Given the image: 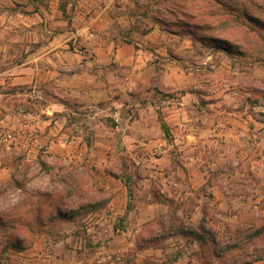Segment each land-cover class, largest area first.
I'll use <instances>...</instances> for the list:
<instances>
[{
	"label": "rangeland",
	"instance_id": "1",
	"mask_svg": "<svg viewBox=\"0 0 264 264\" xmlns=\"http://www.w3.org/2000/svg\"><path fill=\"white\" fill-rule=\"evenodd\" d=\"M142 1L144 6L137 11L161 15L162 23L169 28L175 21L173 8H191L197 33L210 40L216 36L220 44L229 47L226 53L232 59L233 69L227 83L223 82L225 94L221 96H225L232 111L240 109L242 103L237 94H243L236 88L234 66L241 68L248 81L242 91H264L259 87L262 83L251 82L255 74L264 81V70L253 65L255 60L264 63V0H193L190 6H173L176 0ZM13 8L10 0H0V29L8 23L14 25L9 16ZM12 27L4 28L12 32ZM42 29L46 30L38 31ZM25 42L11 43L0 55V110L4 112L0 111V134L13 132L18 144L9 148L0 139V166L7 173L0 177V219L7 224L0 225V264H39L42 251L48 252L45 256L51 259L50 264H79L83 255L86 264H264V134L257 131L254 119L247 114H232L222 125V136L214 131L216 126L221 127L219 116L206 122L186 116L184 122H191L194 129L209 124L212 131L209 128L207 132L193 134L191 128L183 136L186 142L181 147L171 138L163 144L164 148L127 150L119 137L114 146L110 141L114 136H108L106 131L118 121L125 125L123 113L114 115L113 109L103 110V104L79 110L75 101H69V108L53 114L47 107L49 99L60 103L52 97L54 85L45 81H14L11 69L13 62L27 54ZM220 74L212 73L214 82H220ZM167 95L153 97L152 101L161 106V99H167ZM50 117L59 119L61 129L67 124L72 126L68 129L69 139L78 132L76 128L85 138H91L99 128L101 143L93 149L82 139L69 147L52 146L44 121ZM151 169L161 172H154V191L163 188L175 195L163 194L162 201L169 211L137 233L131 232L132 242L122 233L127 225L126 215L116 219L117 237L108 236L107 223H97L103 216L100 208L90 213L83 209L74 220L59 216V209L68 213L82 204L103 203L112 197L117 180L111 176L131 180L134 207L135 194L141 193L137 179ZM40 207L46 224L29 227V216L38 214ZM16 211L23 212L19 220L11 219ZM12 212L16 214L12 216ZM194 225L198 226L197 232L187 234L185 239H168L175 235V226ZM21 232L29 233L30 239L26 246L18 248L12 241L25 234ZM34 247L35 252L28 250ZM182 248L186 254H182Z\"/></svg>",
	"mask_w": 264,
	"mask_h": 264
},
{
	"label": "crops",
	"instance_id": "2",
	"mask_svg": "<svg viewBox=\"0 0 264 264\" xmlns=\"http://www.w3.org/2000/svg\"><path fill=\"white\" fill-rule=\"evenodd\" d=\"M10 1L14 8L9 16L13 17L14 25L8 23L0 29V55L1 51L8 50L11 43L22 44V41H26L27 53L24 59L13 62L11 70L14 81H45L54 85L52 97L60 103L49 99L47 107L53 114L69 108V101H75L79 110L103 104V110L113 112V109L114 115L123 113L126 115L125 125L118 121L106 131L108 136H114L110 139L112 145L118 144L119 137L127 150L164 148L163 144L171 138L179 147L184 146L186 140L183 136L193 128L191 122H184L186 116L189 120L194 116L205 122L219 116L221 127L216 126L214 131L223 136L225 131L222 125L226 118L232 114H247L258 124L257 131L264 134V119L257 117L259 115L264 118V91L256 89L252 94L242 91L248 81L243 78L241 68L234 66L238 79L235 82L236 88L243 93L237 94L240 97L238 102L242 105L237 111H232L226 105L225 96L221 95L225 94L223 86L233 69L232 59L227 54L229 48L220 44L216 36L210 40L197 33L193 22L195 13H190L191 8H173L175 21L173 27L169 28L162 23L164 17L161 15L137 11L144 6L142 0ZM192 1L176 0L173 6H190ZM11 26L12 32L4 28ZM40 28L46 30L38 31ZM45 35L47 39H41ZM201 50L205 52L203 55ZM253 65L257 70H264L261 61L255 60ZM218 72H221L218 78L220 82H214L212 73ZM251 77L252 83L260 82L263 86L259 87L264 89L263 79L257 74ZM164 93L168 95L167 99H161V106L152 101L153 97L158 98ZM137 94H140V99ZM248 100L252 101L251 105ZM245 103L249 106L245 107ZM73 113L79 114L75 111ZM160 113L170 128V137L162 126ZM62 116L66 117L65 114ZM44 121L52 146L61 144L69 147L75 140L78 142L82 139L93 149L101 143L102 133L99 128L92 134L90 144L88 137L79 135V128H76L78 132L73 138L69 139L68 129L72 126L67 124L62 130L57 124L59 119L55 117ZM210 126L198 125L192 133L207 132L212 128ZM150 171L137 179L141 193L135 194L134 207L131 209L128 208L129 191L124 181L111 176L117 180L116 186L112 188L109 202L100 208L103 216L97 221L107 223L109 237L119 236L115 224L118 216L126 215L127 225L122 233L132 242L131 232L137 233L153 219L169 211L162 198L164 195L173 197L175 194L173 191L168 194L163 188L154 191L153 183L157 178L154 172L157 170ZM6 174L5 167L0 166V177ZM106 183L111 186L109 180ZM193 227L198 229L197 225ZM176 236L186 238V235L175 234L168 239ZM31 249L35 252L36 247L28 250ZM181 250L182 254H186L183 248ZM45 254L48 252L39 253L42 257L37 259L39 264H50L51 259ZM84 257H81L79 264H86ZM60 264L66 263L63 261Z\"/></svg>",
	"mask_w": 264,
	"mask_h": 264
},
{
	"label": "trees",
	"instance_id": "3",
	"mask_svg": "<svg viewBox=\"0 0 264 264\" xmlns=\"http://www.w3.org/2000/svg\"><path fill=\"white\" fill-rule=\"evenodd\" d=\"M228 47V46H227ZM229 48V47H228ZM160 120H161V123H162V126L166 132V135L168 137L171 136V132H170V128L168 126V124L164 121L161 113H160ZM88 142L91 144V138L88 137ZM116 177H118L117 175H115ZM125 182V185L127 186L128 188V191H129V205H128V208L131 209L132 208V201H133V190H132V187L130 186V179H125L123 180ZM110 198H106L105 199V202H98V201H91L87 204H82L78 209H73L71 210L70 212H64L62 210H58V213H59V216L62 218V219H66V220H74V217L81 213L83 211V209L86 210V212H94L96 210H98L99 208H102L104 207L108 202H109ZM41 208H38V214H35V215H30L29 218H28V224H29V227H32L33 225H35L36 223L38 225H41V226H44L46 224V219H45V215L43 213V211H41ZM17 213V214H16ZM12 212V216L14 214H16V216H14L15 218H11V219H16V220H19L20 218H22L23 216V212L22 211H19L17 212ZM26 213V212H24ZM7 215H10L9 213H6ZM53 217H55V215L53 214ZM15 220V221H16ZM6 220L4 219H0V225L2 226H5L7 225L5 223ZM30 232L32 231V229H29ZM25 231V230H24ZM173 232L174 234H183V235H186L187 234H192V233H195L197 232V228H194V227H184V226H175L173 228ZM21 233H25V232H21ZM30 239V235L29 233H25V234H20L18 235V238L16 240H13L12 241V245L13 246H18V248H21V245L22 246H26L25 242L26 240Z\"/></svg>",
	"mask_w": 264,
	"mask_h": 264
},
{
	"label": "built area",
	"instance_id": "4",
	"mask_svg": "<svg viewBox=\"0 0 264 264\" xmlns=\"http://www.w3.org/2000/svg\"><path fill=\"white\" fill-rule=\"evenodd\" d=\"M0 139L1 142H4L9 148L12 147L14 143L16 147L18 145L13 132H6L5 134H0Z\"/></svg>",
	"mask_w": 264,
	"mask_h": 264
}]
</instances>
